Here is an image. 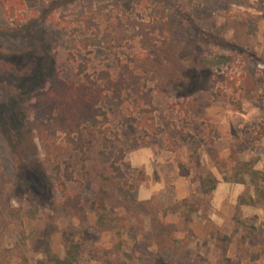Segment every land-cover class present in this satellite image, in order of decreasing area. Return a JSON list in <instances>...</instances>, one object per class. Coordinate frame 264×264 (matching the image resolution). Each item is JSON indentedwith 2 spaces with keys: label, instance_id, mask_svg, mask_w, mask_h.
Listing matches in <instances>:
<instances>
[{
  "label": "rangeland",
  "instance_id": "obj_1",
  "mask_svg": "<svg viewBox=\"0 0 264 264\" xmlns=\"http://www.w3.org/2000/svg\"><path fill=\"white\" fill-rule=\"evenodd\" d=\"M102 71L125 75L120 104L101 100L68 135L66 89ZM244 162L264 172V0H0L5 264H39L45 237L59 257L78 244V264H264ZM29 171L48 202L20 184Z\"/></svg>",
  "mask_w": 264,
  "mask_h": 264
},
{
  "label": "trees",
  "instance_id": "obj_2",
  "mask_svg": "<svg viewBox=\"0 0 264 264\" xmlns=\"http://www.w3.org/2000/svg\"><path fill=\"white\" fill-rule=\"evenodd\" d=\"M80 45L85 46L83 41L80 40ZM78 54L81 56L82 60L78 62V70L80 73L84 72L87 66L88 58L81 54L80 50H76ZM36 49H31L30 51H26L23 54L16 55V58L11 59L10 62H15L16 64H21L25 57H32L37 55ZM125 75L123 73L120 74L117 80H113L110 78L109 73L106 71H102L98 79H102V83H98V81L93 80L89 77V75L85 74L83 76V81H80L78 84L69 85V90L66 89L64 96H66V104L64 105V114L70 116V128L67 131V134L70 135L74 132L75 129H78L79 123L83 118L89 120L96 124L97 120L95 119V112L97 110L96 105L101 100H106L114 105H119L121 102V93L124 88L127 87L128 83L124 78ZM110 92V94H109ZM66 116V115H65ZM71 118H73L71 120ZM74 118H76L74 120ZM123 154L121 153L117 159H121ZM244 172L250 175V180L255 186V190L257 195L264 198V172L254 169L250 166L249 162L243 163ZM122 175V174H120ZM23 180L20 184L26 186L33 190V192L38 195L39 200L42 202H48L50 198V186L41 179L40 175L36 174V171H29L23 174ZM240 182H243L244 179H240ZM62 188H64V205L68 208L76 211L84 213V206L81 204V197L78 193L70 194L66 189L63 181L60 182ZM202 190L208 191L210 189L215 188V182L213 179H207L202 181ZM107 192L103 189L96 194V199L92 201L90 208L91 209H104L105 202L107 200ZM32 208L34 210H37ZM34 210H31V215L35 213ZM98 220L103 221V214L99 213ZM9 219L6 217V212L4 210L0 211V237L3 234L5 227L8 225ZM45 240V249L42 251L44 254V258L39 259V264H78L79 257V245L72 243L67 249V253L64 257H59L55 253L51 251L48 238H43ZM1 240V239H0ZM1 246V245H0ZM1 255V254H0ZM6 262L0 259V264H5ZM7 264H30L25 258L23 260H19L16 262H7Z\"/></svg>",
  "mask_w": 264,
  "mask_h": 264
}]
</instances>
